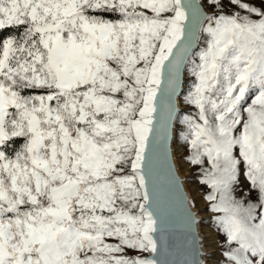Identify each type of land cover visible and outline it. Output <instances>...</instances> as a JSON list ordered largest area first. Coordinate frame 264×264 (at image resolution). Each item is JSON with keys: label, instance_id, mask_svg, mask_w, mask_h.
<instances>
[{"label": "snow or ice", "instance_id": "1", "mask_svg": "<svg viewBox=\"0 0 264 264\" xmlns=\"http://www.w3.org/2000/svg\"><path fill=\"white\" fill-rule=\"evenodd\" d=\"M177 124L218 264H264V0H0V264H205Z\"/></svg>", "mask_w": 264, "mask_h": 264}, {"label": "rangeland", "instance_id": "2", "mask_svg": "<svg viewBox=\"0 0 264 264\" xmlns=\"http://www.w3.org/2000/svg\"><path fill=\"white\" fill-rule=\"evenodd\" d=\"M192 83H193V78L191 77L190 72L187 70V67H185L183 89L179 96L180 101H182V97L191 90ZM179 105H180V109L178 113L181 116L185 114H191L196 110L194 106H186L182 102H179ZM182 127L183 126L180 124L176 125V129H177V142L175 144L176 163L179 168V171L183 175L186 188L190 194V199L194 200L196 208L200 209L198 213L200 216L199 230L202 235V243L204 246V250L207 252V256H205L206 264H218V261L221 260L219 247L220 244L223 242V235L215 231V229L212 227L211 220L209 219L208 212L204 210L205 202L202 199V194L207 191V187L199 183V180L197 179L196 169L190 167L182 159L187 154V148L183 144L181 138Z\"/></svg>", "mask_w": 264, "mask_h": 264}, {"label": "water", "instance_id": "3", "mask_svg": "<svg viewBox=\"0 0 264 264\" xmlns=\"http://www.w3.org/2000/svg\"><path fill=\"white\" fill-rule=\"evenodd\" d=\"M184 73H185V68L182 70V77H181V88L179 90V96L182 92L183 89V83H184ZM180 109V105L179 103L177 104V111H179ZM175 170H177V174L179 175L181 181H182V190L183 192L189 197L190 199V194L186 188L185 182H184V178L183 175L181 174V172L179 171V168L177 166L176 160H175ZM191 200V199H190ZM191 207V205H189ZM195 210V209H194ZM198 217L200 218L199 214ZM181 224H182V214L179 210V207L177 206V210L174 212V214L166 221L165 223V228L167 229L168 232V240L171 243V245L173 246L172 249L170 250V253L162 256L161 259H174L177 258V251L182 243V229H181ZM199 235L201 237V243H202V235L201 232L199 230ZM203 245V243H202ZM200 252H204V248L201 247L200 248ZM201 260H204V256H200L199 257Z\"/></svg>", "mask_w": 264, "mask_h": 264}, {"label": "bare ground", "instance_id": "4", "mask_svg": "<svg viewBox=\"0 0 264 264\" xmlns=\"http://www.w3.org/2000/svg\"><path fill=\"white\" fill-rule=\"evenodd\" d=\"M176 160V159H175ZM200 228V227H199ZM203 248H204V246H203ZM205 251V250H204ZM204 261H205V264H206V260H205V256H204Z\"/></svg>", "mask_w": 264, "mask_h": 264}]
</instances>
